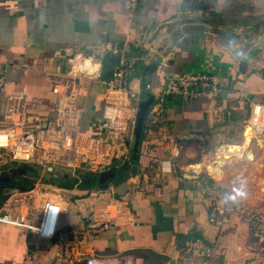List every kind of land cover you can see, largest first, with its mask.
Here are the masks:
<instances>
[{"label":"crops","instance_id":"obj_1","mask_svg":"<svg viewBox=\"0 0 264 264\" xmlns=\"http://www.w3.org/2000/svg\"><path fill=\"white\" fill-rule=\"evenodd\" d=\"M113 49L139 60L122 97L127 125L108 140L112 156L99 171L112 176L97 184L99 168L86 172L75 150L89 151L91 125L104 117L106 82L120 61ZM151 65L156 66L148 70ZM203 72L220 81V97L159 102L168 76ZM62 78L73 82L72 93L62 87L61 95H53L52 82ZM0 81V122L12 92L25 95L27 113L42 117L44 149L29 165L52 173L53 181L41 187L68 208L60 228H76L88 206L128 201L129 223L91 239L97 254L92 264H190L186 245L197 238L214 249L208 264H250L257 258L256 239L245 224L236 218L209 223L213 200L195 180L205 168L192 167L225 147L243 148L240 117L246 107L264 105V0H0ZM149 99L136 133L140 105ZM69 137L74 148L63 151ZM247 150L254 160L233 157L220 183L212 177L223 195L229 198L242 187L247 198L237 201L263 208L264 176L253 168L264 165V136H255ZM17 165L8 164L11 183ZM79 174L91 181L80 182ZM7 187L0 186V201ZM41 187L10 194L0 214L36 216L31 200ZM24 263L69 264L57 241L0 224V264Z\"/></svg>","mask_w":264,"mask_h":264},{"label":"built area","instance_id":"obj_2","mask_svg":"<svg viewBox=\"0 0 264 264\" xmlns=\"http://www.w3.org/2000/svg\"><path fill=\"white\" fill-rule=\"evenodd\" d=\"M137 0H134L136 4ZM113 51L120 56L114 66L110 79L106 82V100L104 117L91 125L92 136L87 153L75 152L86 165V170L95 168L102 171L108 166L112 156L108 140L119 134L127 125V105L122 99L129 92V82L138 64V58ZM3 81H0V89ZM72 93L73 82L70 79H56L52 82L51 93L61 95V88ZM223 88L217 77L210 72L198 74H175L168 76L160 94V103L166 101L189 102L210 95L220 97ZM251 115L246 127L257 137L264 136V105L254 103L250 107ZM42 117L31 115L25 111V95L12 92L8 99L5 119L0 122V173L8 171V164H30L35 160L37 152L43 150L41 134L43 132ZM74 148L69 137L62 144V150ZM7 167V168H6ZM213 181L214 179L210 177ZM196 185L203 195L212 199L213 203L208 215L211 225H221L231 218L245 224L256 239L257 258L250 264H264V207L249 209L241 202H233L216 188V183H208L203 177L197 178ZM41 199L31 200L36 216L15 213L0 214V224L26 229L37 234L43 240L57 241L62 255L69 264H92L97 258L91 239L104 234L113 225L129 223L132 218L130 205L126 199H110L102 201L90 208L76 228H60L62 217L68 213L53 195L46 191L38 195ZM7 203V202H6ZM10 201L7 203V206ZM6 206V207H7ZM185 253L190 264H208L213 258L214 249L205 240L197 238L187 243ZM26 264V263H24Z\"/></svg>","mask_w":264,"mask_h":264},{"label":"rangeland","instance_id":"obj_3","mask_svg":"<svg viewBox=\"0 0 264 264\" xmlns=\"http://www.w3.org/2000/svg\"><path fill=\"white\" fill-rule=\"evenodd\" d=\"M250 115H251V109H250V107H246V110H244L243 115L240 117L244 121L245 128L247 125L246 123L250 118ZM253 140H254V138L252 139V142H253ZM244 142H245V136H244ZM28 165L29 164H18L16 166L17 170H14V173L12 174V176L15 179V182L12 184H15L16 187H15V189L12 186H9L7 188H3L2 197H4V198L0 201V204H6L7 200L9 199L10 194H13L16 192H17V194L20 193V188H22L23 193L24 192L26 193V192H30L33 189H35L37 184L39 185V187H41V185L49 184L50 182L53 181L52 180V173H47L46 171H44V168H42L41 165H37V164L36 165H29V166ZM257 166L258 165L256 164L255 167H257ZM258 167L262 168V169L259 168V170H261V172L256 170ZM258 167L253 168V169L255 172L260 173L261 178H262V176H264V165L262 164V166L259 165ZM87 171L88 170H86V172ZM249 171H252V170L250 169ZM96 173H98V174L95 177V181L97 184H99L100 183L99 182L100 173H99V171ZM200 173H202L203 175H206L208 177H212V176H209L210 174L205 169L203 171H201ZM205 173H208L209 175H207ZM69 176H70V178L68 181H72V179L74 177L72 176V174H69ZM78 177H80V174L78 175ZM83 180L84 179L80 177V182H83ZM90 181H91V179H89V182ZM215 181L220 183V181H217L216 179H215ZM62 183H64V181L63 182L61 181V184ZM46 191L51 192V190H47V189L42 188V187L37 189V191L33 194L34 195L33 198L34 199H36V198L40 199L38 195H40L42 192H46ZM40 201H41V199H40Z\"/></svg>","mask_w":264,"mask_h":264},{"label":"bare ground","instance_id":"obj_4","mask_svg":"<svg viewBox=\"0 0 264 264\" xmlns=\"http://www.w3.org/2000/svg\"><path fill=\"white\" fill-rule=\"evenodd\" d=\"M245 142L244 146H228L225 147L221 152H218L216 157L213 160H204L192 167L195 172H200L203 168H205L208 173L213 176L218 181L224 178V167L227 166L228 162L232 160L233 157H247L250 160L255 159V155L252 151H248L247 149L251 145L252 139L255 137L249 127L245 128ZM261 190L264 192V178L260 184Z\"/></svg>","mask_w":264,"mask_h":264},{"label":"water","instance_id":"obj_5","mask_svg":"<svg viewBox=\"0 0 264 264\" xmlns=\"http://www.w3.org/2000/svg\"><path fill=\"white\" fill-rule=\"evenodd\" d=\"M156 65H151L150 67H148V70H151V69H154ZM152 103V99H149L143 103H141L140 105V109H139V112H138V115H137V132L136 133H139V129H141L143 123H144V120L146 119V116L149 112V108H150V105ZM7 168V167H6ZM10 171H6L4 173H0V186L1 187H4L6 185L8 186H15V184H12L11 181L13 180L9 175H10ZM111 173L110 172H104V173H101L100 174V177H99V182H103L105 179L108 178V176H110ZM112 176V175H111ZM20 190H22V188H20ZM23 191V190H22Z\"/></svg>","mask_w":264,"mask_h":264},{"label":"clouds","instance_id":"obj_6","mask_svg":"<svg viewBox=\"0 0 264 264\" xmlns=\"http://www.w3.org/2000/svg\"><path fill=\"white\" fill-rule=\"evenodd\" d=\"M233 191H234L235 195L229 197V199H231L233 202H236L238 197L240 199L247 198L248 193L242 187L236 188Z\"/></svg>","mask_w":264,"mask_h":264},{"label":"trees","instance_id":"obj_7","mask_svg":"<svg viewBox=\"0 0 264 264\" xmlns=\"http://www.w3.org/2000/svg\"><path fill=\"white\" fill-rule=\"evenodd\" d=\"M205 179H206V181L210 184V183H214V181L210 178V177H208V176H206V175H204L203 176ZM85 180H89V179H91V177H85L84 178ZM216 185V188L218 189V190H220V188L217 186V184H215ZM212 206V205H211ZM211 206H210V208H211ZM210 208H209V212H210Z\"/></svg>","mask_w":264,"mask_h":264}]
</instances>
